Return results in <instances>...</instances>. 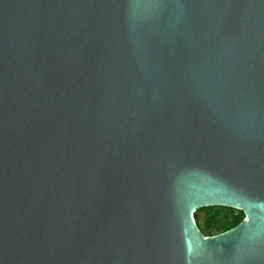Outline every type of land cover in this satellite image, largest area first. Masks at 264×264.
Returning a JSON list of instances; mask_svg holds the SVG:
<instances>
[{
    "label": "water",
    "instance_id": "water-1",
    "mask_svg": "<svg viewBox=\"0 0 264 264\" xmlns=\"http://www.w3.org/2000/svg\"><path fill=\"white\" fill-rule=\"evenodd\" d=\"M0 264H264V0H0Z\"/></svg>",
    "mask_w": 264,
    "mask_h": 264
},
{
    "label": "trees",
    "instance_id": "trees-1",
    "mask_svg": "<svg viewBox=\"0 0 264 264\" xmlns=\"http://www.w3.org/2000/svg\"><path fill=\"white\" fill-rule=\"evenodd\" d=\"M204 212L201 222V213ZM199 228L206 236H213L228 231L244 219V214L227 207H208L195 214Z\"/></svg>",
    "mask_w": 264,
    "mask_h": 264
},
{
    "label": "rangeland",
    "instance_id": "rangeland-1",
    "mask_svg": "<svg viewBox=\"0 0 264 264\" xmlns=\"http://www.w3.org/2000/svg\"><path fill=\"white\" fill-rule=\"evenodd\" d=\"M204 212L201 213V222L203 221Z\"/></svg>",
    "mask_w": 264,
    "mask_h": 264
},
{
    "label": "flooded vegetation",
    "instance_id": "flooded-vegetation-1",
    "mask_svg": "<svg viewBox=\"0 0 264 264\" xmlns=\"http://www.w3.org/2000/svg\"><path fill=\"white\" fill-rule=\"evenodd\" d=\"M238 211V210H237Z\"/></svg>",
    "mask_w": 264,
    "mask_h": 264
}]
</instances>
